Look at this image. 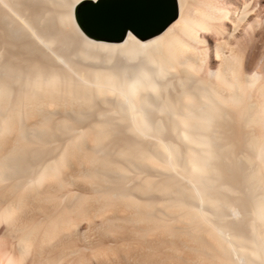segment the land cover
Returning a JSON list of instances; mask_svg holds the SVG:
<instances>
[{
    "label": "bare ground",
    "instance_id": "6f19581e",
    "mask_svg": "<svg viewBox=\"0 0 264 264\" xmlns=\"http://www.w3.org/2000/svg\"><path fill=\"white\" fill-rule=\"evenodd\" d=\"M80 1L0 0V264H264L251 0L112 41Z\"/></svg>",
    "mask_w": 264,
    "mask_h": 264
},
{
    "label": "water",
    "instance_id": "95a60500",
    "mask_svg": "<svg viewBox=\"0 0 264 264\" xmlns=\"http://www.w3.org/2000/svg\"><path fill=\"white\" fill-rule=\"evenodd\" d=\"M176 0H86L73 8V19L88 37L119 40L125 32L145 38L175 18Z\"/></svg>",
    "mask_w": 264,
    "mask_h": 264
},
{
    "label": "rangeland",
    "instance_id": "374dc122",
    "mask_svg": "<svg viewBox=\"0 0 264 264\" xmlns=\"http://www.w3.org/2000/svg\"><path fill=\"white\" fill-rule=\"evenodd\" d=\"M82 1V0H81ZM80 1V2H81ZM237 1V0H236ZM80 2H78L77 4H75L74 6H77ZM220 2V3H219ZM219 2H218V4H219V6H221V7H224V8H228L229 9V7L230 6H232V4L233 5H235V0H219ZM250 6H251V8H254L253 9V13H251L250 15H249V17H248V20H249V22H250V27L247 29L249 32H251L250 34L248 33V32H244V34L242 33V39H245V44H247V47L248 48H251L252 47V45L254 46V44H256L255 42H254V40H255V36H254V34H255V31H256V34H257V36H258V34L260 35L262 32V34H264V0H251V2H250ZM257 20V21H256ZM253 23H255V25L253 24ZM226 24V23H225ZM225 24L223 23V22H221V23H219V25L221 26V27H225ZM253 25V26H252ZM259 25V26H258ZM254 26H255V30H254ZM258 26V27H257ZM262 26V27H261ZM251 28V31L249 30ZM246 30V31H247ZM259 30H261V31H259ZM251 37V39L249 40V38ZM247 38H248V40H247ZM248 42V43H247ZM252 48H254V47H252ZM258 52H260L259 53V55L261 54L262 55V63H261V65L260 66H257L255 69H256V71H258V73H260V74H263L264 73V36L262 35V37H261V42L260 43H258ZM260 55V56H261ZM206 58V57H205ZM206 60L207 59H205L204 60V62H203V65L204 64H206ZM74 167V168H73ZM72 167V169H71V172L72 173H74L73 175H74V188L76 189L77 188V186H84V187H86L88 190L90 189L91 190V188H90V186H89V184L87 183L86 184V181L85 180H83L80 176L79 177H77L78 176V169H77V167L76 166H73ZM74 169V170H73ZM77 175V176H76ZM76 179V180H75ZM80 181V182H79ZM84 182V184H83V182ZM76 182V183H75ZM82 182V183H81ZM79 184V185H78ZM81 184V185H80ZM2 225H0V229L3 227H1ZM123 229V228H122ZM124 230V229H123ZM105 237V239L107 240V241H109V242H115V241H113V240H117L116 239V236L114 235V234H112L111 232H106V233H104L103 234V238ZM119 241V240H118ZM45 249V248H44ZM44 249H43V252H44Z\"/></svg>",
    "mask_w": 264,
    "mask_h": 264
},
{
    "label": "trees",
    "instance_id": "16d2710c",
    "mask_svg": "<svg viewBox=\"0 0 264 264\" xmlns=\"http://www.w3.org/2000/svg\"><path fill=\"white\" fill-rule=\"evenodd\" d=\"M86 0H82L78 5H77V10H79L80 4L84 3Z\"/></svg>",
    "mask_w": 264,
    "mask_h": 264
}]
</instances>
